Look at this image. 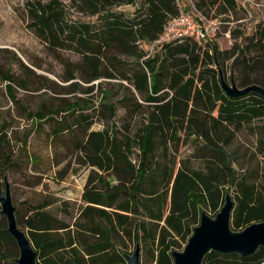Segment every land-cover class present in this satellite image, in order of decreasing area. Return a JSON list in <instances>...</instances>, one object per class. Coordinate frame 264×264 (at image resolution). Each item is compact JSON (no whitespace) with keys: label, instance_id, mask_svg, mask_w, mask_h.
I'll list each match as a JSON object with an SVG mask.
<instances>
[{"label":"trees","instance_id":"trees-1","mask_svg":"<svg viewBox=\"0 0 264 264\" xmlns=\"http://www.w3.org/2000/svg\"><path fill=\"white\" fill-rule=\"evenodd\" d=\"M181 2L25 0L27 28L49 50L80 57L76 64L66 62L63 81H71V102L49 111L41 105L27 119L35 128L50 121L52 139L80 134L74 149L91 169L77 206L46 191L22 202L25 212L21 203L13 204L38 264H127L136 244L152 264H172V251L186 244L201 212L215 215L225 193L233 202V231L264 221V172L238 170L246 156L241 134L255 136L251 156L264 161V98L255 92L231 97L220 81L228 67L238 88H264V12L249 32L232 28V38L240 42L228 50H219L216 37L156 43L179 15ZM192 3L206 19L222 23L240 21L247 11L240 0ZM112 81L121 94L103 89ZM92 82L96 87L81 84ZM94 88L97 106L77 95ZM116 105L125 111L119 128L112 121ZM94 107L97 114L83 113ZM96 122L101 130L92 129ZM0 142L3 180L17 162H10ZM185 147L190 155L181 158ZM18 254L0 215V264H16ZM202 264H264V248L245 257L210 252Z\"/></svg>","mask_w":264,"mask_h":264},{"label":"rangeland","instance_id":"rangeland-1","mask_svg":"<svg viewBox=\"0 0 264 264\" xmlns=\"http://www.w3.org/2000/svg\"><path fill=\"white\" fill-rule=\"evenodd\" d=\"M62 1L66 4L70 2ZM24 2L25 0H0V139L6 144V152L10 153V162H17L5 176L14 205L22 201L28 188L76 198L91 171L82 164L74 149V141L81 139L80 134H63L52 139L48 135L51 129L50 121L46 120L41 128H35V121L27 119V114L37 111L41 105L44 110L49 111L61 109L71 102L72 94H67L71 81H63L68 72L66 62L76 64L80 57L69 51L49 50L27 28ZM256 2L257 5L248 7L247 11L239 15L242 18L240 21L232 19L222 23L220 18L214 20L217 27L215 39L219 50H228L235 41L240 42V39L232 38V28L249 32L255 23L262 20L264 0ZM187 4V0H182V6L187 7ZM152 49L150 47V51ZM229 65L230 63L227 64ZM7 76L10 81L6 80ZM223 76L225 81L229 82L234 72L227 67ZM115 82L104 84L103 89L112 88L113 94H121L122 89ZM81 84L95 86L97 82ZM77 95L92 98L96 106L100 99L97 88L89 95ZM97 110L95 107L89 108L83 113L94 114L95 111L97 114ZM61 113L64 114L63 111ZM124 119L125 111L116 105L113 123L119 128ZM102 128L99 122L92 126L93 130ZM254 142L255 136L240 135V149L246 155L241 162V168H238L240 172H247L255 167L264 172L263 159L251 156ZM190 152V148L185 147L180 150L179 157L185 158ZM191 163L193 167L200 165L199 162ZM0 185L3 187L2 179ZM207 214L214 216L212 213ZM134 248L135 246L130 247L129 254ZM140 262L152 264L142 249Z\"/></svg>","mask_w":264,"mask_h":264},{"label":"water","instance_id":"water-1","mask_svg":"<svg viewBox=\"0 0 264 264\" xmlns=\"http://www.w3.org/2000/svg\"><path fill=\"white\" fill-rule=\"evenodd\" d=\"M221 76V73L219 71ZM224 91L231 97H240L255 92L264 98V88L250 85L238 88L232 76L226 82L220 77ZM233 202L228 193L224 195V202L219 211L210 217L206 212H201L199 222L194 227L192 234L187 239L181 251L171 253L172 264H202L205 256L210 252L223 255L238 254L249 256L260 247L264 248V221L252 223L240 231L231 229V216ZM0 215L6 219L7 232L16 242L18 258L16 264H38L37 254L33 249L24 231L16 223L15 206L12 203L9 183L3 179L0 185ZM127 264H141L140 246L135 245L131 254L125 257Z\"/></svg>","mask_w":264,"mask_h":264},{"label":"built area","instance_id":"built-area-1","mask_svg":"<svg viewBox=\"0 0 264 264\" xmlns=\"http://www.w3.org/2000/svg\"><path fill=\"white\" fill-rule=\"evenodd\" d=\"M187 3L188 8L186 10H184V5L179 4V15L166 24L163 34L156 43L160 44L184 36H192L198 41H206L215 37L217 32L216 22L206 19L198 13L191 0H187ZM240 3L246 10L248 7L257 5L255 0H240Z\"/></svg>","mask_w":264,"mask_h":264},{"label":"crops","instance_id":"crops-1","mask_svg":"<svg viewBox=\"0 0 264 264\" xmlns=\"http://www.w3.org/2000/svg\"><path fill=\"white\" fill-rule=\"evenodd\" d=\"M84 186V185H83ZM82 189H83V187L81 188V190L79 191V194H78V196L76 197V198H67V197H65L64 195H60V194H54V196H56L57 198H59L60 200H62V201H67V202H69L70 204L72 203V204H76V206L77 205H79L80 203H81V193H82ZM41 190H39V189H34V188H28L27 190H26V193H25V195L23 196V198H22V201L21 202H18V204H16V206L18 207L19 206V203H21V205H22V202H25L26 201V199H28V198H30L31 196H33L34 195V193H37V192H40ZM25 209H26V206L24 205V203H23V205H22V207H21V210L23 211V212H25Z\"/></svg>","mask_w":264,"mask_h":264}]
</instances>
